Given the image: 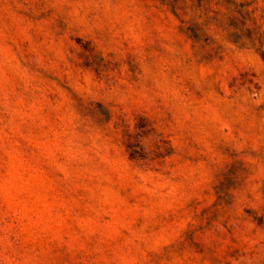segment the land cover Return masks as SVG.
<instances>
[{"label": "rangeland", "instance_id": "obj_1", "mask_svg": "<svg viewBox=\"0 0 264 264\" xmlns=\"http://www.w3.org/2000/svg\"><path fill=\"white\" fill-rule=\"evenodd\" d=\"M0 264H264V0H0Z\"/></svg>", "mask_w": 264, "mask_h": 264}]
</instances>
